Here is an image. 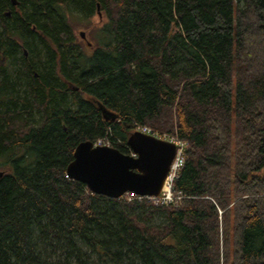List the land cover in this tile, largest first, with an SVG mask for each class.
I'll list each match as a JSON object with an SVG mask.
<instances>
[{
    "label": "trees",
    "instance_id": "16d2710c",
    "mask_svg": "<svg viewBox=\"0 0 264 264\" xmlns=\"http://www.w3.org/2000/svg\"><path fill=\"white\" fill-rule=\"evenodd\" d=\"M135 124L187 142L176 205L66 178ZM0 171V264H264V0H0Z\"/></svg>",
    "mask_w": 264,
    "mask_h": 264
},
{
    "label": "water",
    "instance_id": "95a60500",
    "mask_svg": "<svg viewBox=\"0 0 264 264\" xmlns=\"http://www.w3.org/2000/svg\"><path fill=\"white\" fill-rule=\"evenodd\" d=\"M80 37L83 39L84 34ZM100 109L105 120H115L112 112ZM127 146L135 157L112 147H94L89 141L79 143L66 168V178L110 199H120L126 193L158 196L175 154L174 146L138 132L128 138Z\"/></svg>",
    "mask_w": 264,
    "mask_h": 264
},
{
    "label": "built area",
    "instance_id": "2783aa9c",
    "mask_svg": "<svg viewBox=\"0 0 264 264\" xmlns=\"http://www.w3.org/2000/svg\"><path fill=\"white\" fill-rule=\"evenodd\" d=\"M134 132H139L144 135L152 136L158 140L172 144L175 148V154L170 164L162 189L158 196H138L134 194H126L124 195L123 198H126L128 201L147 200L148 202H150L155 206L176 205L178 201L182 199V196L181 194H174L172 191V187H173V183L178 178L179 173L184 166L187 142L181 140L176 135H172L169 133H158L146 126H141L139 124L134 125ZM94 146L109 147V142L106 139H99L96 141ZM132 156L135 155L132 154Z\"/></svg>",
    "mask_w": 264,
    "mask_h": 264
},
{
    "label": "rangeland",
    "instance_id": "374dc122",
    "mask_svg": "<svg viewBox=\"0 0 264 264\" xmlns=\"http://www.w3.org/2000/svg\"><path fill=\"white\" fill-rule=\"evenodd\" d=\"M101 24L100 20L94 16L88 21H84L78 17L70 18V25L73 29L74 36L77 42L83 47V50L87 52V57H90L95 47L98 46L95 38V30ZM80 33L84 34V38L80 37ZM88 43L91 45L88 46ZM152 224H159L162 222L160 215L154 214L150 219ZM61 259V258H60Z\"/></svg>",
    "mask_w": 264,
    "mask_h": 264
}]
</instances>
